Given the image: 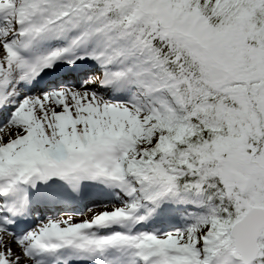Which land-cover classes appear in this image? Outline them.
I'll return each mask as SVG.
<instances>
[{
    "label": "snow or ice",
    "instance_id": "snow-or-ice-1",
    "mask_svg": "<svg viewBox=\"0 0 264 264\" xmlns=\"http://www.w3.org/2000/svg\"><path fill=\"white\" fill-rule=\"evenodd\" d=\"M0 264H264V0H0Z\"/></svg>",
    "mask_w": 264,
    "mask_h": 264
}]
</instances>
